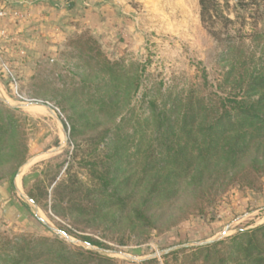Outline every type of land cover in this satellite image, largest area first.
<instances>
[{
  "label": "rangeland",
  "instance_id": "obj_1",
  "mask_svg": "<svg viewBox=\"0 0 264 264\" xmlns=\"http://www.w3.org/2000/svg\"><path fill=\"white\" fill-rule=\"evenodd\" d=\"M244 1L249 4L243 8L242 0H214L212 16L203 23L198 0L190 10L189 0H116L101 6L84 0L61 17L45 41L40 35L24 38L9 32L14 23L32 19L29 8L3 9L0 119L6 120L7 113L15 117L17 136L14 156L0 160L4 176L0 179V264H42L37 257H45L44 264H132L147 258L163 264L162 255L174 248L223 239L264 223V175L260 190L235 185L219 195L206 213L195 212L171 227L147 231L135 227L114 206L97 215L71 210L66 203V210L50 208L53 188L75 178L87 186L88 168L81 160L103 163L119 138L120 174H130L140 165L142 155L136 151L147 146L158 124L151 118L152 103L157 111L172 106L175 110L180 108L178 99L191 91L206 94L224 86L231 90L232 82L224 84L230 64L227 45L234 42L253 48L254 31L264 25L258 11L264 8V0ZM223 17L233 22L225 25ZM80 36L83 42L92 38L86 48L75 43ZM102 58L121 66L130 75L129 84L115 87L106 82L109 71L99 63ZM102 96L111 104L101 103ZM45 101L58 108L60 115ZM4 106L8 112L2 111ZM72 123L78 128L75 135ZM25 146V162L11 175ZM52 177L45 205L32 202L28 190L39 181L47 185ZM81 188L86 191L79 184L71 185L72 195L81 201L93 199L83 197ZM165 204L160 201L155 208ZM84 236L109 248L88 245L80 239ZM42 237L48 240L34 243ZM55 239L66 248L61 258L57 257L61 248L51 243ZM17 244H23L19 253ZM89 250L111 261H90L85 254ZM168 262L178 264L170 257Z\"/></svg>",
  "mask_w": 264,
  "mask_h": 264
},
{
  "label": "trees",
  "instance_id": "obj_2",
  "mask_svg": "<svg viewBox=\"0 0 264 264\" xmlns=\"http://www.w3.org/2000/svg\"><path fill=\"white\" fill-rule=\"evenodd\" d=\"M198 2L200 19L205 23L212 16L210 11L215 2ZM248 4V1L242 0L240 7ZM258 11L264 16V8ZM223 19L225 25L233 22L228 17ZM253 35L256 44L251 49L234 42L227 45L230 64L224 72V84L232 82L231 90L224 86L221 91L211 90L206 94L191 91L178 99L177 107L179 105L180 108L175 110V106H172L168 110L157 111L152 103L151 118L158 124L150 133L147 146L139 147L136 151L142 155L140 165L132 168L130 174H120L123 149H120L119 138L118 145L114 143L105 154L103 163L88 158L81 160L88 168L90 183L85 184L87 186L75 178L72 182L62 181L53 188L50 208L58 212L59 209L66 210L68 206L71 210L79 209L81 213L97 215L114 206L121 214L128 215L135 227L147 231L159 229L161 225L171 227L195 212L206 213L219 195L228 193L235 185L260 190L264 175V25L257 28ZM81 38L83 36L76 38L75 43L86 48V43H90L92 38L88 36L84 42ZM99 63L106 65L109 71L106 82H113L115 87L129 84L130 75L121 66L105 58ZM100 102L111 104V101L105 100V96L101 97ZM1 109L9 111L7 106ZM6 116V120L0 119V160L4 156L12 158L15 153L16 118L8 113ZM77 130L72 123V135ZM26 151L25 146L11 175H15L24 164ZM3 177L1 174L0 179ZM53 181L54 177L47 185L42 181L37 182L28 190V198L43 207L48 197L46 188ZM73 184L85 187L87 192L81 188L85 193L83 197L93 199L81 201L79 196L74 197L71 192ZM160 201L166 204L161 209L155 208ZM60 231L70 233L64 228H60ZM80 239L88 245L109 248L87 236ZM47 240L42 237L35 239L34 243L42 244ZM124 241L119 240L120 243ZM54 242L61 248L57 257H63L66 249L64 243L58 239L51 243ZM22 245L17 244V252L23 249ZM85 254L90 261H111L94 250ZM162 257L163 264H169V257L178 264H264V223L240 229L223 239L177 247ZM37 258L40 263H45V257ZM137 264L158 262L155 258H147Z\"/></svg>",
  "mask_w": 264,
  "mask_h": 264
},
{
  "label": "crops",
  "instance_id": "obj_3",
  "mask_svg": "<svg viewBox=\"0 0 264 264\" xmlns=\"http://www.w3.org/2000/svg\"><path fill=\"white\" fill-rule=\"evenodd\" d=\"M91 2H97L95 6H101L102 3L106 1H116V0H88ZM102 1V2H101ZM192 1V4L187 7L188 10L196 6V0ZM81 4L84 0H0V9H25L29 8L31 10L30 17L27 22L24 23H14L9 32L12 34H23L24 38L34 36H39L42 40H47V37L53 28V26H59V20L63 15H66L74 4ZM94 4V3H93ZM195 5V6H194ZM93 6V7H95ZM94 9V8H93ZM18 180H14L13 185H17ZM20 181V180H19ZM26 205L25 203H23ZM36 218H38L36 216ZM132 264H137L134 262Z\"/></svg>",
  "mask_w": 264,
  "mask_h": 264
},
{
  "label": "built area",
  "instance_id": "obj_4",
  "mask_svg": "<svg viewBox=\"0 0 264 264\" xmlns=\"http://www.w3.org/2000/svg\"><path fill=\"white\" fill-rule=\"evenodd\" d=\"M4 15H6V11L3 10V9H0V17H2V16H4ZM11 79H12L13 82H15V79H14L13 76H11ZM43 103H44L45 105H47L49 108H51L52 111H54L55 113H57V114L60 115V112H59L58 108H56L55 106H53L52 104H50V103H48V102H46V101L43 102Z\"/></svg>",
  "mask_w": 264,
  "mask_h": 264
},
{
  "label": "water",
  "instance_id": "obj_5",
  "mask_svg": "<svg viewBox=\"0 0 264 264\" xmlns=\"http://www.w3.org/2000/svg\"><path fill=\"white\" fill-rule=\"evenodd\" d=\"M41 221L48 226L47 222L45 220H43L42 218H41Z\"/></svg>",
  "mask_w": 264,
  "mask_h": 264
}]
</instances>
